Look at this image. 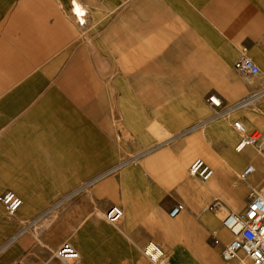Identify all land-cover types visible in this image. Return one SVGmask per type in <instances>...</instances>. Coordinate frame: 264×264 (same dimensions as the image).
<instances>
[{
	"label": "crops",
	"instance_id": "1",
	"mask_svg": "<svg viewBox=\"0 0 264 264\" xmlns=\"http://www.w3.org/2000/svg\"><path fill=\"white\" fill-rule=\"evenodd\" d=\"M50 1L9 0L6 5L0 0V76L6 78L0 82V195L9 191L22 201L11 217L0 205V264H65L67 261L54 256L63 244L70 245L81 261L79 264H130L127 250H138L145 235V203L135 186L141 182L134 180L133 173L160 172L161 165L155 163L161 156L151 157L150 164L142 167L122 162L108 168L113 155L110 126H103L106 133L98 134L90 119L94 111L66 107L64 94L79 91L74 86L39 83L47 77L62 75V81L66 77L64 8L68 9L76 33L87 26L86 20L82 26L76 24L71 0ZM76 1L85 7L86 15L95 6L110 15L152 2L154 13L168 15V20L153 21L159 29L166 30L159 33L163 39L160 43L180 45L178 53L183 56L175 59L200 61L201 78H217L213 86H202L205 101L196 113L204 121L185 132L192 134L208 125V140H224L227 146L215 153L202 144L193 146L194 140H200L198 136L188 140L190 155L183 157L184 163L199 156L206 160L213 174L210 180L198 185L181 166L174 169L183 182L179 188L194 214L184 208L179 215L185 214L169 223L173 231L190 225L196 230L197 219L211 228L204 222L207 218L202 220L198 215L199 209L210 206L205 205L209 201L216 206L214 213H210L216 224L227 212L243 211L248 204L244 191L256 189L252 194L264 188V152L254 148L255 141L238 154L232 150L236 139L238 142L232 123L227 120V128L216 125L222 132L219 137L215 135L216 127L211 125L218 119L234 117L248 133L264 134V0H90L92 6ZM117 23L128 24L121 20L113 25ZM258 29L263 31L259 39ZM78 37L73 36L74 45L79 42ZM243 47L259 67L257 76L233 70ZM76 51L73 47V61L79 60V50ZM209 61L215 63L209 65ZM75 75L74 72L72 81ZM209 96L219 99L220 109L209 105ZM127 105L121 103L124 125L128 113L126 116L123 109ZM210 108L221 113L215 117L209 113ZM133 129L138 131L137 127ZM146 132L157 141V146L143 154L172 142V134L161 128L158 121L151 122ZM146 135L137 140L138 145ZM249 166L253 172L241 179ZM116 172L119 174L112 176ZM237 173L239 179L235 180ZM232 188L238 189L232 192ZM176 204L180 203L173 204L167 216ZM220 205L225 211H219ZM113 207L120 211V216L110 222L106 214ZM153 222L151 218L147 228ZM196 233L188 236L186 244L192 254H196V245H202L203 233Z\"/></svg>",
	"mask_w": 264,
	"mask_h": 264
},
{
	"label": "rangeland",
	"instance_id": "2",
	"mask_svg": "<svg viewBox=\"0 0 264 264\" xmlns=\"http://www.w3.org/2000/svg\"><path fill=\"white\" fill-rule=\"evenodd\" d=\"M7 1L9 0H2L6 5ZM55 1L51 0L50 2L55 3ZM80 1L85 5L92 4L90 0ZM96 1L98 3L99 0ZM138 9L125 8L123 9L125 13L121 10V12L116 11L109 15L105 11L96 9L95 6L94 9H89L90 11L85 17L87 26L79 34L72 27L68 9L65 7L63 15L65 21L64 51L66 54L63 69L65 76L67 77L68 74L70 76L67 77V80L66 77L63 78V81L62 75L47 77L38 81L48 85L60 83L65 86H74L79 91L64 94L66 107L79 106L82 111H94V115H91L90 119L91 122H95L98 134H105L106 132L103 131L102 127L110 126L113 155L108 162V168L122 162L142 167L150 164L148 160L151 157L161 156L160 161L155 163L161 165L160 172L133 173L134 180L141 182L135 186L138 187V197L145 203L143 221L145 235L143 241L137 245L138 250L132 247L127 250L126 256L129 263L149 264L140 252L143 244L149 241L156 244L160 249H166L164 252L166 262L176 259L179 264H206L207 256L205 255L213 254L216 258L215 264H221L219 252L222 244H225L229 239L228 236L225 237L226 233L223 230L220 232V223L225 215L216 224L215 220H208L212 215L210 213H214V211H208V208H201L199 209L200 212L197 211L199 212L198 215L201 214L202 220L207 218V221L204 220V222L211 228L204 227L198 219L196 220V230L203 233L202 245H196V254H192L186 246L188 236L197 235L193 225L179 232L171 231L169 235L163 233L160 228L163 223L170 226L169 223L172 219L168 218L167 213L176 202L183 205L185 212L194 214L188 205V198L179 188L183 182L174 173V169L181 166L182 171L184 169V173L189 179L198 185L203 184L198 179L189 176L188 168L196 159H201L204 162L206 160L199 156H193L189 158L188 162L184 163L183 161L184 156L190 155L186 144L191 141L192 136H198L200 139L199 141L194 140L193 146L202 144L204 148L215 153L222 152L227 146L224 140H208L207 136L209 135L206 134L208 125L196 129L192 134L185 132L204 121L202 116L196 113L201 108L202 102L205 101L202 86H213L212 84L217 78L213 76L201 78L200 61L175 59L183 56L178 53L180 51L178 49H181L180 45L160 43L163 39L159 38V33L166 30L159 29L158 24L153 21L168 20L167 14L154 13L152 2L142 3ZM121 20L128 24L117 23L113 25L114 22ZM112 25L115 27L110 28ZM257 31V38L259 39V34H262L263 31L260 29ZM138 32L141 34L138 35ZM74 35L79 36V42L75 45L73 44ZM240 46L243 44L239 45L238 49ZM73 47L77 48L76 52L79 50V60L77 61L72 60L74 56ZM140 57H144V59H136ZM213 63L215 61H209V65ZM74 64L76 66H73ZM60 68H62L61 64ZM74 72L76 75L72 81ZM59 73L63 74L62 71ZM3 79L6 78L0 76V82ZM121 103H128L123 109L126 116L128 113V116L125 117V125L121 115ZM208 110L215 117L221 113L219 110L211 108ZM82 118L87 119L86 116H82ZM227 120L231 124L235 118L218 119L211 126L215 128L216 125L222 124L227 128ZM153 121H158L161 128L172 134V142L151 151L149 154H143L157 146V141L146 132V127ZM136 127L138 131L135 133L133 128ZM215 132L217 137L221 136L222 132L219 128L216 127ZM258 134L259 137L253 146L264 152V144L261 142L262 133ZM143 135H146L145 140L138 145L137 140ZM236 141L232 144V150ZM100 142L98 141V143ZM99 159L103 158L98 157ZM118 174L119 172H116L112 176ZM238 179L237 173L235 180ZM237 189L232 188L231 191L234 192ZM253 190L244 191L243 196L246 201ZM205 205L214 206L211 201ZM151 218L154 222L147 228ZM131 239L136 241L133 237ZM215 240L219 242L215 243ZM164 244H168V246ZM175 244L176 254L173 253ZM161 250L163 251V249ZM80 262L78 258L76 264ZM65 264H73V262L67 261Z\"/></svg>",
	"mask_w": 264,
	"mask_h": 264
},
{
	"label": "built area",
	"instance_id": "3",
	"mask_svg": "<svg viewBox=\"0 0 264 264\" xmlns=\"http://www.w3.org/2000/svg\"><path fill=\"white\" fill-rule=\"evenodd\" d=\"M233 70L247 76H257L260 73L259 67L248 57L247 49L242 48L239 58L233 64ZM207 102L215 109L221 108V102L215 96H209ZM232 128L238 135V142L235 145V152L254 143L259 134L248 133L240 121H234ZM264 142V134L261 135ZM253 172L252 167H247L241 174L245 179ZM190 177L200 182H207L212 177L211 168L201 159L194 160L189 168ZM0 205L8 217L13 216L22 205V201L12 192H4L0 195ZM213 206L210 208L212 209ZM183 211L181 204H176L169 212L170 219H174ZM120 211L113 207L106 214L107 220L116 221ZM221 228L228 234L229 239L222 244L219 252L221 264H264V188L248 197L247 207L238 213L228 212L221 220ZM215 240V243H218ZM143 257L149 264H167L164 252L153 242H147L141 249ZM54 256L63 261H74L77 254L68 244H63L54 253ZM23 264V263H15Z\"/></svg>",
	"mask_w": 264,
	"mask_h": 264
},
{
	"label": "bare ground",
	"instance_id": "4",
	"mask_svg": "<svg viewBox=\"0 0 264 264\" xmlns=\"http://www.w3.org/2000/svg\"><path fill=\"white\" fill-rule=\"evenodd\" d=\"M70 6H71V12L72 14L75 15V21H76V24L82 26L84 25V22H85V15H86V9L85 7H83L79 2H77L76 0H71L70 2ZM245 150V149H244ZM249 150V149H248ZM246 152V151H245ZM242 154V152H240ZM238 153V154H240ZM251 167V166H250ZM253 168V167H252ZM241 177V176H240ZM246 185V184H245ZM245 187V186H244ZM205 188V187H204ZM201 193H204V192H201ZM236 194V193H235ZM238 194V193H237ZM212 207V205H210L208 207V211H214L216 209V206L214 205L212 209H210ZM219 211H225V209L223 208V206H219ZM228 213V212H227ZM226 214V213H225ZM224 214V215H225ZM179 216L176 218L178 219ZM209 221H214V217L213 215H210V217L208 218ZM161 231L165 234H170L171 231H173L172 227L171 226H168L166 225V223H163L161 225ZM224 231V230H223ZM176 232V231H175ZM178 232V231H177ZM225 232V231H224ZM226 233V232H225ZM176 234V233H175ZM227 234V233H226ZM228 236V234H227ZM229 238V236H228ZM183 248V247H182ZM185 248V247H184ZM163 249V252L166 251L165 248H161ZM174 254H176V244L174 246V251H173ZM178 254V253H177ZM177 256V255H176ZM205 256H207V259H206V264H215V256L213 254H206ZM181 257V256H179ZM77 260V259H76ZM76 260L72 261V262H75ZM180 262V261H179ZM167 264H179L178 261L176 259H174L173 261H170V262H166Z\"/></svg>",
	"mask_w": 264,
	"mask_h": 264
}]
</instances>
